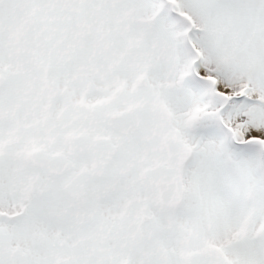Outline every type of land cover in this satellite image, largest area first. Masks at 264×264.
Wrapping results in <instances>:
<instances>
[{
  "label": "snow or ice",
  "instance_id": "6c2138e0",
  "mask_svg": "<svg viewBox=\"0 0 264 264\" xmlns=\"http://www.w3.org/2000/svg\"><path fill=\"white\" fill-rule=\"evenodd\" d=\"M0 264H264V0H0Z\"/></svg>",
  "mask_w": 264,
  "mask_h": 264
}]
</instances>
